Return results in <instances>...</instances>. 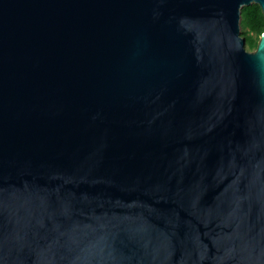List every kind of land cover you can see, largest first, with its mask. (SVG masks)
Here are the masks:
<instances>
[{"label": "water", "instance_id": "obj_1", "mask_svg": "<svg viewBox=\"0 0 264 264\" xmlns=\"http://www.w3.org/2000/svg\"><path fill=\"white\" fill-rule=\"evenodd\" d=\"M264 0H0V264H264Z\"/></svg>", "mask_w": 264, "mask_h": 264}, {"label": "trees", "instance_id": "obj_2", "mask_svg": "<svg viewBox=\"0 0 264 264\" xmlns=\"http://www.w3.org/2000/svg\"><path fill=\"white\" fill-rule=\"evenodd\" d=\"M264 32V16L257 4L243 6L240 15V33L248 50H254L260 34Z\"/></svg>", "mask_w": 264, "mask_h": 264}]
</instances>
